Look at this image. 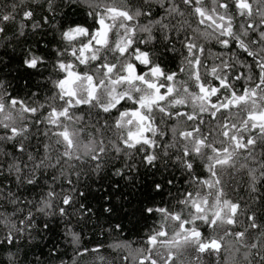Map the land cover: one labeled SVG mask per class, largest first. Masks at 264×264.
<instances>
[{
  "label": "snow or ice",
  "instance_id": "1",
  "mask_svg": "<svg viewBox=\"0 0 264 264\" xmlns=\"http://www.w3.org/2000/svg\"><path fill=\"white\" fill-rule=\"evenodd\" d=\"M0 264H264V0H0Z\"/></svg>",
  "mask_w": 264,
  "mask_h": 264
},
{
  "label": "trees",
  "instance_id": "2",
  "mask_svg": "<svg viewBox=\"0 0 264 264\" xmlns=\"http://www.w3.org/2000/svg\"><path fill=\"white\" fill-rule=\"evenodd\" d=\"M129 191H131V189H129ZM164 198H165V199L167 198V197H166V194H165ZM156 199L159 200L160 197H157ZM131 203H132L133 205L137 204V199H135V198H131ZM125 208H128V205H127V204L125 205ZM136 219H137L136 217H131V218H129V217H123V223H124L125 225H127L128 228H131V227H132V224H134V223L136 222ZM144 222H145V221H144L143 219H141V220L139 221L140 224H143ZM148 222L151 223V218L148 219ZM135 235H136V230H135V229H133L131 232H128L127 230H126V232H125V236H126V238H129V239L133 238ZM37 254H38V253H37ZM31 256H32V253L29 252V257H31Z\"/></svg>",
  "mask_w": 264,
  "mask_h": 264
}]
</instances>
